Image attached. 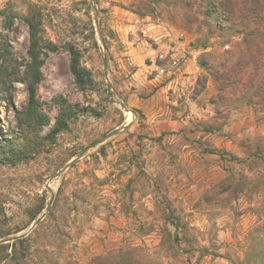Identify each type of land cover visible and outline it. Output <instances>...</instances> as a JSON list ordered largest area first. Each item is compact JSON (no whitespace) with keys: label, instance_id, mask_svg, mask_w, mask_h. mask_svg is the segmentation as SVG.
I'll use <instances>...</instances> for the list:
<instances>
[{"label":"rangeland","instance_id":"374dc122","mask_svg":"<svg viewBox=\"0 0 264 264\" xmlns=\"http://www.w3.org/2000/svg\"><path fill=\"white\" fill-rule=\"evenodd\" d=\"M111 3L0 0V235H7L0 239L24 233L53 195L44 219L21 237L29 252L12 264H86L127 246L145 249L161 264L262 260L264 134L240 141L249 146V171L232 157L231 175L217 181L204 167L218 159L209 155L210 142L204 146L194 133L151 135L146 116L132 106L136 80L110 26ZM27 19L42 39L33 101L23 80L30 61ZM186 32L195 48H229L219 36ZM71 47L89 73L85 86L71 72ZM211 83L202 96L207 100L216 92ZM246 105L227 111L212 104L209 127L223 126ZM248 105L264 121V108Z\"/></svg>","mask_w":264,"mask_h":264},{"label":"crops","instance_id":"0c3cea01","mask_svg":"<svg viewBox=\"0 0 264 264\" xmlns=\"http://www.w3.org/2000/svg\"><path fill=\"white\" fill-rule=\"evenodd\" d=\"M110 1V26L124 44L123 65L131 66V78L136 80L131 81L132 95L137 97L132 106L146 116L150 134L194 133L204 146L210 142L214 153H203L218 159L204 167L216 181L231 175L226 163L232 157L248 172L249 146L240 141L264 134V121H257L253 107L246 105L232 111L223 126L209 127L212 103L202 96L211 91V79L206 78L205 88L199 92L195 88L202 70L197 56L210 47L191 45L173 7L168 11V6L160 3L153 14L139 15L128 8L131 0ZM141 90L147 95L140 96Z\"/></svg>","mask_w":264,"mask_h":264},{"label":"trees","instance_id":"16d2710c","mask_svg":"<svg viewBox=\"0 0 264 264\" xmlns=\"http://www.w3.org/2000/svg\"><path fill=\"white\" fill-rule=\"evenodd\" d=\"M160 3L178 11L184 30L206 38L219 36L229 46L228 49L217 47L204 51L198 57L199 66L206 73L197 79L195 92L205 88L208 75L216 91L210 99L213 105L219 103L227 111L245 104L264 108V0H131L128 8L139 15L153 14ZM26 22L30 61L23 80L28 86L29 99L33 101L40 77L42 39L38 37L34 20L27 19ZM203 29L205 34L201 33ZM70 53V69L77 84H89V73L79 64V52L71 47ZM64 124L55 127L54 132L61 130ZM3 236L7 235H0ZM27 241L28 238H18L0 243V264H12L18 254L25 257L29 252L24 245ZM86 264L161 263L145 249L127 246L95 256ZM249 264H264V258L250 260Z\"/></svg>","mask_w":264,"mask_h":264},{"label":"water","instance_id":"95a60500","mask_svg":"<svg viewBox=\"0 0 264 264\" xmlns=\"http://www.w3.org/2000/svg\"><path fill=\"white\" fill-rule=\"evenodd\" d=\"M93 10H94V21H95V25L98 26V19H97V9L95 6H93ZM103 67L104 70H107V62H106V58L103 57ZM117 103L120 105V107H122L124 110L126 111H130V109L123 103L122 100L118 99ZM79 157H81V154L77 155L75 159L70 160L64 167H62L61 169H59L55 174L54 177L58 176L59 174H61L68 166H70L72 163L75 162L76 159H78ZM52 200H53V195L51 196L49 202L47 203L46 209L45 211L39 216L37 217V219H35V221L31 224V226L22 234H18V235H12L10 237H6V238H2L0 239V243H6L9 241H13L15 239L21 238L22 236L28 234L41 220L44 219V217L46 216V214L48 213L50 206L52 204Z\"/></svg>","mask_w":264,"mask_h":264},{"label":"bare ground","instance_id":"6f19581e","mask_svg":"<svg viewBox=\"0 0 264 264\" xmlns=\"http://www.w3.org/2000/svg\"><path fill=\"white\" fill-rule=\"evenodd\" d=\"M130 119V118H129Z\"/></svg>","mask_w":264,"mask_h":264}]
</instances>
